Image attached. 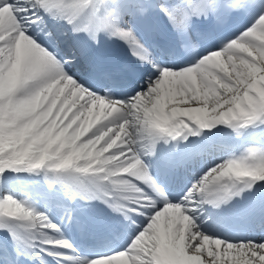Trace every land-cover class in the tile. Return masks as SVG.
Instances as JSON below:
<instances>
[{
  "label": "snow or ice",
  "instance_id": "snow-or-ice-1",
  "mask_svg": "<svg viewBox=\"0 0 264 264\" xmlns=\"http://www.w3.org/2000/svg\"><path fill=\"white\" fill-rule=\"evenodd\" d=\"M77 198L116 242L65 235ZM229 214L264 224V0H0V264H264Z\"/></svg>",
  "mask_w": 264,
  "mask_h": 264
},
{
  "label": "bare ground",
  "instance_id": "bare-ground-1",
  "mask_svg": "<svg viewBox=\"0 0 264 264\" xmlns=\"http://www.w3.org/2000/svg\"><path fill=\"white\" fill-rule=\"evenodd\" d=\"M236 26L235 27L228 28L227 30H224V31H221V29H220L219 32L217 33V34L220 35L219 38H223V37L228 36L236 28ZM219 38H217V39H219ZM104 51H110V53L112 54L111 55L112 58H110V61L113 62L114 64H120V62L122 60H126L127 62L132 63V64H135V65L136 64H139L138 61L131 56L130 52L128 51L127 46L124 45L120 41H115V40L108 41L106 43V45H105ZM190 60H191V58L188 61L184 62V63L190 62ZM146 73L139 74L131 84L132 85H135L136 82L138 81L139 77L144 76ZM127 79H129V78L126 77V83H128L127 82ZM123 90L124 91H128L129 89L128 88H125ZM190 139H199V138L192 137ZM231 141H233V140H231ZM228 142L229 143H232L230 141H228ZM210 155L211 154H209L208 158H210ZM186 174L187 173L182 174V178L183 179L180 180L177 183V186L180 185V183L187 177ZM89 208H92L95 212L93 211V214L90 213V212H84L83 209L87 210ZM79 211H81V212H79ZM75 212H79L80 215H82V216H84L86 218H90L91 216L92 217L93 216L94 217L99 216V220H98V228L99 229L103 228L102 227V221L103 222H112L109 219V216L113 217V214H111L107 210V208L100 201H98V200H95V201H84V200H81V199L77 198L76 199V209H75V211L73 213H75ZM49 215L54 220H57V221L59 220L56 209H50ZM238 217L245 218V219H251V216H245V215H240V214H238ZM255 222H259L260 224H262L258 218L255 219ZM89 233H90V230L87 232L86 236H82L81 238L78 239V241L80 242L82 239L87 238L89 236ZM122 233H123V230H121L120 234H122ZM94 245L96 246V243L95 242H94ZM37 264H38V262H37Z\"/></svg>",
  "mask_w": 264,
  "mask_h": 264
}]
</instances>
